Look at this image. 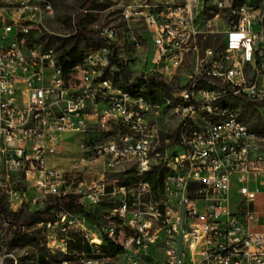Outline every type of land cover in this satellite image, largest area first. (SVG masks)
Wrapping results in <instances>:
<instances>
[{
    "label": "built area",
    "instance_id": "obj_1",
    "mask_svg": "<svg viewBox=\"0 0 264 264\" xmlns=\"http://www.w3.org/2000/svg\"><path fill=\"white\" fill-rule=\"evenodd\" d=\"M215 5L228 9L222 50L208 48L196 78L155 104L143 84L126 90L103 78L98 53L83 51L81 61L65 67L62 50L40 35L49 1L0 0V186L8 202L18 209L81 195L91 205L116 204L115 220L93 228L80 213L59 211L54 226L61 251L78 264L116 256L127 264H264V213L250 208L258 194L251 180L264 175V151L233 104H251L264 123V0ZM123 16L144 20L165 79L197 49L192 0L129 5ZM114 34L105 28L100 37ZM130 39L141 49L138 36ZM162 104L180 121L182 140L160 154L150 111ZM93 117L105 135L94 154L123 177L102 174L86 185L49 158L64 135L86 132ZM155 167L153 186L145 175ZM73 233L88 249L69 250ZM108 246L118 251L111 254Z\"/></svg>",
    "mask_w": 264,
    "mask_h": 264
},
{
    "label": "rangeland",
    "instance_id": "obj_2",
    "mask_svg": "<svg viewBox=\"0 0 264 264\" xmlns=\"http://www.w3.org/2000/svg\"><path fill=\"white\" fill-rule=\"evenodd\" d=\"M85 0H51V10H45L40 24V35L44 36V43L54 45L60 50L77 48L81 51L92 52L97 55L96 61L103 78L112 81L113 86L122 85L123 88H132L141 76L148 77L162 75L154 64L156 49L154 48L147 31L146 24L142 18L133 17L126 20L123 16L124 9L129 6L140 4L160 3H182L186 0H96L95 7L90 10V17L84 26L87 31L100 32L105 28L113 29L115 34L112 39L97 40L94 38L87 41L77 36L75 16L82 9ZM232 1V0H229ZM245 0H234V2ZM258 3L262 0H250ZM197 17L199 34L197 38V49L189 52L182 65L174 69V72L166 79L175 90L186 86L190 80L196 78L200 67L201 58L208 48L215 52L221 51L224 44V30L228 9L217 7L215 0H192ZM64 24V26H63ZM141 39V49H135L131 42V35ZM110 44L118 50V56L125 62V73L120 71L116 65H109L108 54ZM107 57V63L105 61ZM165 79V77H164ZM243 121L250 129L260 137L261 150L264 151V123L260 120L254 107H250L245 101H233ZM150 119L158 127V137L154 142V153L162 154L165 148L179 144L181 138L180 121L174 111L165 104L150 111ZM104 133L101 131L96 119L89 123V128L84 133L64 135L56 145V151L49 158V164L58 169L74 174L79 181L90 185L92 181L101 179L102 174L108 179L123 177L122 169L116 171L105 168L104 158H96L94 149L97 144L104 140ZM96 159V160H95ZM127 172L134 173V165L126 166ZM264 183V176L252 178L253 186ZM6 188L0 186V264H65L64 254L61 251V234L54 226L59 208L44 211L37 216L34 213L44 209L47 202L35 205H27L14 209L8 202ZM264 193V186L260 188ZM111 190V188H109ZM161 196L160 193L155 191ZM232 206L234 207L238 197L233 190ZM78 201L83 204L85 212H78L85 218L88 227L99 226L110 222L116 204L111 201L102 202L99 205H91L81 195ZM250 208L264 213V194L260 195L257 204H250ZM4 210L9 213L19 212L21 221L26 222L23 227V235L13 241L16 226L5 218ZM90 212L92 215H88ZM48 222L52 226H48ZM77 230V229H74ZM80 233H73V238H81ZM42 247L47 249L46 259L43 261L40 255ZM67 264H78L73 259ZM100 264H127L123 256H116L105 259Z\"/></svg>",
    "mask_w": 264,
    "mask_h": 264
},
{
    "label": "trees",
    "instance_id": "obj_3",
    "mask_svg": "<svg viewBox=\"0 0 264 264\" xmlns=\"http://www.w3.org/2000/svg\"><path fill=\"white\" fill-rule=\"evenodd\" d=\"M51 1V0H47ZM96 0H85L82 4V9L80 12H78L75 16L76 20V26H77V36L87 40L91 41L94 38L97 40H103L100 37V34L97 32H91L87 31L84 24L87 21V19L90 17V10H92L95 7ZM44 38V36H43ZM223 48V46H222ZM221 48V50H222ZM83 56V51L78 50L76 47L72 49H65L62 50V56H61V61L65 65V67H68L69 65L73 63H77L81 61ZM108 60H109V65H116L123 74L125 73V62L122 58L118 56V50L117 48L113 45L110 44L109 47V54H108ZM193 80H190V83ZM144 85V96L146 99L152 101L155 104L162 103V98L163 96L166 97H172V93L175 91L174 86L168 82L162 75H154L149 77L147 81L143 80L142 78H139L137 82L134 84L132 88H125L126 90H132L134 87L138 85ZM123 87L122 85H120ZM250 107H252L251 104L247 103ZM157 171L158 168L155 167L153 168L150 172L146 173L145 179L149 180L153 186L156 185L157 182ZM1 201V199H0ZM54 208H59L65 209L71 212H85V208L83 204H81L78 201V195H69L65 196L62 198H52L47 201V206L44 209L36 211L34 214L39 216L44 211H50L51 209ZM5 213V218L7 219L8 222L13 223L16 226L15 230V236L13 241L18 239L23 235V227L26 224V222H23L19 218V212H13L9 213L7 210H4ZM88 215H92L90 212L87 213ZM43 250V253L40 255L41 259L44 261L46 259L45 253L47 252V249L45 247L41 248ZM84 249H88L87 246L83 243L82 238H76L75 240H71L69 242V250L70 251H77L81 252ZM108 252L111 254L116 253L118 250L115 249L114 246H108L106 248ZM65 259L64 260H72L73 256L70 254H65L64 255Z\"/></svg>",
    "mask_w": 264,
    "mask_h": 264
},
{
    "label": "crops",
    "instance_id": "obj_4",
    "mask_svg": "<svg viewBox=\"0 0 264 264\" xmlns=\"http://www.w3.org/2000/svg\"><path fill=\"white\" fill-rule=\"evenodd\" d=\"M127 174H130V173L127 172ZM262 186H264V183H260L259 185H256V186H253V184H251V188L252 189H256L258 191L257 197L255 198V200L251 204H257V201L260 198V195L264 194V193H262V191L260 192V190H261L260 188ZM254 211L257 212V213H260V211H258L256 209Z\"/></svg>",
    "mask_w": 264,
    "mask_h": 264
}]
</instances>
